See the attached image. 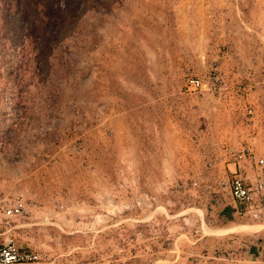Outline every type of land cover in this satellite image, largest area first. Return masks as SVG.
<instances>
[{
    "label": "rangeland",
    "instance_id": "1",
    "mask_svg": "<svg viewBox=\"0 0 264 264\" xmlns=\"http://www.w3.org/2000/svg\"><path fill=\"white\" fill-rule=\"evenodd\" d=\"M247 150L264 0H0V233L41 264H264V202L220 184Z\"/></svg>",
    "mask_w": 264,
    "mask_h": 264
},
{
    "label": "built area",
    "instance_id": "2",
    "mask_svg": "<svg viewBox=\"0 0 264 264\" xmlns=\"http://www.w3.org/2000/svg\"><path fill=\"white\" fill-rule=\"evenodd\" d=\"M187 92H216L226 89V83L220 79L216 68L210 69L207 76L193 77L184 85ZM248 113H250L248 111ZM237 159H246L252 169V178L245 179L241 176L238 163L228 168L229 179L221 182L226 188L230 198L241 204H254L258 200L264 202V153L253 154L245 151L237 156ZM24 205L18 198L13 199L7 205H0L3 218L17 217L23 212ZM0 264H41L39 258L29 250L19 249L7 232L0 233Z\"/></svg>",
    "mask_w": 264,
    "mask_h": 264
}]
</instances>
